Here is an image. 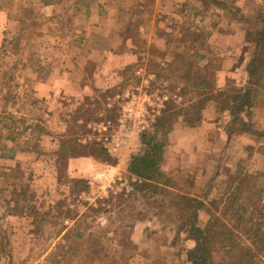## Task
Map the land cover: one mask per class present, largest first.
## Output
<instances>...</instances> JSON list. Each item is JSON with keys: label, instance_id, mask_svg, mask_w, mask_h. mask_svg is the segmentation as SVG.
<instances>
[{"label": "rangeland", "instance_id": "374dc122", "mask_svg": "<svg viewBox=\"0 0 264 264\" xmlns=\"http://www.w3.org/2000/svg\"><path fill=\"white\" fill-rule=\"evenodd\" d=\"M49 1L46 5L42 0H0V9L6 14L0 25V70L7 69L13 75L10 88L0 87V152L6 143L9 148L5 154L11 157H0V264H191L188 251L195 242L189 238V230L176 237L177 224L170 211L161 212L156 199L151 200L147 194L143 197L142 193L133 195L134 185L127 191L115 184L103 187L102 182L90 183L88 178L72 176L67 162L73 156L70 150L91 152L93 148L78 140L85 130L79 120L118 116L120 108H108L107 103L141 85L136 73L141 68L155 75L151 88L169 97L163 113H187L178 116L173 124L180 119L189 124L201 120L203 112L195 114L194 103L206 94L217 99L221 111L232 110L242 86L228 84L217 76L223 57L214 55L206 30L195 28L204 18L207 25L213 24L219 16L216 10L211 11L212 7H224L211 0ZM220 1L227 6L226 19L240 22L246 28L245 35L256 26L251 16L264 7V0ZM160 4H169V10ZM163 23L171 29L165 30ZM157 33L164 35V40L150 43ZM248 42L251 44L242 49V56L246 52L252 56L254 46ZM132 50L137 52V58ZM198 51L209 57L196 61ZM195 62L202 68L209 63L204 70L208 85L205 89H195ZM229 64L233 65V60ZM60 69L75 72L71 82L82 94L77 98L73 92L74 97L63 98L53 108L56 131L55 137L49 139L42 137L48 128L44 119L49 111L31 94L30 81H40L47 73ZM263 103L264 91H255L252 107ZM253 108L240 112V121L250 119ZM8 135L15 138L14 142L7 139ZM64 143L69 146L65 151L60 150ZM259 150L262 156L257 160V169L242 163L243 175L234 171L237 156L227 155L226 151L225 157L219 159L224 162L215 164L213 178L205 181L206 187L194 189L206 202L198 211L199 225L205 226L214 215H221L228 192L241 180L250 187L264 184V146ZM15 161L21 169L20 178L3 177L6 169L16 167ZM109 162L114 159L111 157ZM222 165L226 178L218 181L216 175ZM163 172L170 179L171 189L191 193L196 183L195 169ZM73 180L85 182L74 185ZM31 192L35 197L29 209L26 200ZM24 196L27 199L22 200ZM8 199L12 206L7 204ZM13 199L20 201L19 205ZM20 207L24 208L21 215L25 219H4L7 214L18 213L14 211ZM147 220L152 222L138 225ZM76 229L87 238L75 237ZM89 232L94 233L92 237ZM96 238L99 255L94 257L87 252H92ZM123 239L127 245L120 242Z\"/></svg>", "mask_w": 264, "mask_h": 264}, {"label": "trees", "instance_id": "16d2710c", "mask_svg": "<svg viewBox=\"0 0 264 264\" xmlns=\"http://www.w3.org/2000/svg\"><path fill=\"white\" fill-rule=\"evenodd\" d=\"M215 5L227 7L220 0H211ZM43 4H50L49 0H42ZM251 19L256 23L255 28L247 31L246 38L253 43V53L247 64V72L249 76L248 84L241 88L239 96L236 98L235 107L231 110L232 113V130H250L248 122L240 121L239 113L248 112L249 108H253V95L257 90L264 91V7H259ZM199 38V37H198ZM197 40L194 39V44ZM1 57V55H0ZM196 61L207 58L205 53L198 51L195 53ZM194 63V86L196 90L205 89L207 85L206 71L209 63L204 67H197ZM1 68V67H0ZM7 76V77H6ZM0 77L2 82L0 87L8 86L13 80V75L9 70L1 72ZM6 78H8L6 80ZM194 103L195 114H202L206 106L214 100L213 96L203 95ZM185 112L165 111L161 115L153 127L145 131L142 135L140 149L132 155L129 163V172L141 179L142 182H135V192L146 195L151 200L156 199L161 212H169L172 215L176 225V237L180 233L188 229L189 238L193 239L195 244L189 249L188 256L191 264H264V184L254 187L247 186L241 180L234 186L225 198L221 215H214L205 226L197 223L198 211L204 205V202L196 196L178 192L169 184V178L162 170V162L169 142V134L173 127V120L178 116L186 115ZM240 126V127H239ZM238 127V128H237ZM28 128V127H27ZM25 128V129H27ZM29 129V128H28ZM14 142L15 138L11 135L7 136ZM91 152H85L79 148L70 150L73 156L92 155L105 162H109L111 156L99 144H92ZM86 147V146H85ZM0 152L1 158L7 157L5 150H8V145H2ZM69 148L65 143L61 145L60 150L65 151ZM14 158V157H13ZM11 173H7V172ZM21 169L9 167L2 174L3 177L8 176L20 178ZM9 179V178H8ZM85 180H73L74 185L84 183ZM30 190V186H26ZM16 195V194H15ZM162 197H159V196ZM34 193L31 192L30 199L24 196L22 200H26L32 205ZM15 205H19L17 199H13ZM30 202V203H29ZM19 207V206H18ZM23 207V206H22ZM46 211V209H45ZM12 213L16 215L24 214V208H16ZM162 212V213H163ZM49 211L47 212V214ZM90 233V232H89ZM90 233L89 236H93ZM74 235L78 239L87 238L86 234L74 230ZM98 239L96 238L92 244L93 256L99 255L96 250ZM127 245L125 239L120 241ZM129 243V242H128ZM95 247V248H94ZM67 255H64V258Z\"/></svg>", "mask_w": 264, "mask_h": 264}, {"label": "crops", "instance_id": "0c3cea01", "mask_svg": "<svg viewBox=\"0 0 264 264\" xmlns=\"http://www.w3.org/2000/svg\"><path fill=\"white\" fill-rule=\"evenodd\" d=\"M194 5L199 9L201 8L198 4ZM159 6L162 9L169 10V4L166 6L160 4ZM224 8L212 7L211 11L214 12L216 10L215 14L219 16L216 17L218 20L214 21L213 24L210 23L211 25H207V21L204 22L206 18H204L202 22H199V27L195 28L200 31L206 30L208 42L212 46L213 53L215 51L214 55L220 58L223 57L224 64L218 70L217 76H222V80L228 84L234 82V84H240L243 88L249 81L247 64L251 53L246 52V56H242L244 52L242 49L251 43L246 38V28L236 20L226 19L228 10ZM5 19V10L0 9V25ZM158 24L159 26L162 25L159 22ZM163 24L165 30L171 29L168 23ZM158 30L160 29L158 28ZM163 36L161 33H157L156 38L150 39L149 42L154 43L157 39L159 41L164 40ZM132 54L135 58L138 57L135 50H132ZM231 60L234 62L233 65L229 64ZM74 73L72 69H60L47 73V76L40 81H30L32 84L31 94L36 96L37 99H40L45 106L44 109L50 112H47V117L44 119L46 120L48 128L46 135L43 134L42 137L47 136L49 139L55 137L54 132L56 130L53 125V119H56V112L53 111V108L58 107L63 98L74 97L73 92L77 94V98H79L78 94H82L77 90V84L71 82L73 79L71 77ZM78 88L80 90L82 89L80 85ZM221 110L217 99L214 98L203 110L202 119L197 123L189 124V122H182L181 119L177 120L173 124L169 134V142L162 162V170L166 172L172 169L183 170L185 168L188 170L192 169L194 172L195 169L197 171L196 183L195 185L193 184L191 193L189 194L198 197L204 203H206L205 199L199 196V193L196 194L195 192L197 191H194V189L197 190V188L203 189L206 187L207 181L214 176L215 164L220 161L224 162V159H219L225 157L226 151H228L227 155L237 156L238 161L234 167V171L236 174L243 175L245 174V170L243 169V173L241 169L243 168L242 163L244 165L248 163L250 167L253 166V168L257 169V160L259 158L261 159L262 156V151L260 152L259 149L264 146V103L261 106L258 105L253 108V116L250 119L245 118L248 123H252V125L249 124L250 130H232L233 128H230L232 123L231 109L226 108L223 111ZM250 158L252 160L249 161L248 159ZM201 163H204L205 166ZM16 165L17 163L15 161L14 166ZM225 165L227 167L230 166L229 163ZM67 168L72 176L85 177L90 179V181L107 169L110 170V175H113L119 169L113 162H105L92 155H81L69 158ZM223 168L224 165L217 172L216 179L218 181L226 178ZM7 204L12 206L11 204L13 203L8 199ZM25 218L23 215L7 214L4 219L18 222V220ZM151 222V220L140 221L138 225L141 226L143 224L146 226V224Z\"/></svg>", "mask_w": 264, "mask_h": 264}, {"label": "built area", "instance_id": "2783aa9c", "mask_svg": "<svg viewBox=\"0 0 264 264\" xmlns=\"http://www.w3.org/2000/svg\"><path fill=\"white\" fill-rule=\"evenodd\" d=\"M136 73L141 77V85L110 98L107 103L108 108H120L118 116H103L85 122L79 120L80 124H85V130L79 134L78 140L84 145H101L119 167L113 175L107 169L95 176L93 180L104 183L103 187L115 184L130 191L135 182L143 181L129 172V163L141 147L143 133L150 130L162 115L169 98L151 88L156 78L154 74L145 73L142 68Z\"/></svg>", "mask_w": 264, "mask_h": 264}]
</instances>
